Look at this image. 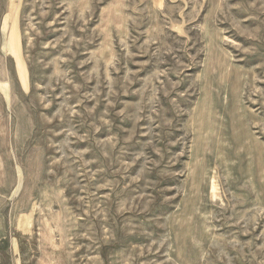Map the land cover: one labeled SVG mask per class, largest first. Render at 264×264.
I'll use <instances>...</instances> for the list:
<instances>
[{
    "label": "rangeland",
    "instance_id": "obj_1",
    "mask_svg": "<svg viewBox=\"0 0 264 264\" xmlns=\"http://www.w3.org/2000/svg\"><path fill=\"white\" fill-rule=\"evenodd\" d=\"M0 264H264V0H0Z\"/></svg>",
    "mask_w": 264,
    "mask_h": 264
}]
</instances>
